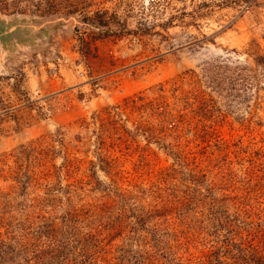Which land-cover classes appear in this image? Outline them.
I'll return each instance as SVG.
<instances>
[{
  "label": "rangeland",
  "instance_id": "1",
  "mask_svg": "<svg viewBox=\"0 0 264 264\" xmlns=\"http://www.w3.org/2000/svg\"><path fill=\"white\" fill-rule=\"evenodd\" d=\"M223 1L0 0V240L68 217L98 264H264V0Z\"/></svg>",
  "mask_w": 264,
  "mask_h": 264
},
{
  "label": "trees",
  "instance_id": "2",
  "mask_svg": "<svg viewBox=\"0 0 264 264\" xmlns=\"http://www.w3.org/2000/svg\"><path fill=\"white\" fill-rule=\"evenodd\" d=\"M234 2L250 4L253 0H234ZM229 3L230 0L225 2L223 1L221 4ZM84 20L90 25L93 24L99 27H105L109 24L108 19H104L103 16H97V19L94 20ZM108 32L109 31L107 29L102 31V34L106 35ZM262 40L264 42V36L262 37ZM30 42L31 41L29 40L27 43L29 44ZM79 42V53L87 54L90 51V44L83 39H80ZM15 43L18 45H25V42L18 38L15 39ZM254 61L258 64L260 62H264V59L256 57ZM133 102L134 101H130L131 104H133ZM145 106L149 107V111L154 110V113L157 116H168V113L163 111V107H166V105H163L160 102L150 100L145 103ZM112 115L114 117L118 116L115 111H112ZM167 124L169 129L176 130L173 122ZM101 129L102 131L95 135L97 146L102 145V141L104 139L103 134L106 132L102 127ZM154 143L158 145L157 142ZM95 160L97 163H101L102 165L106 164V162L97 155ZM89 165L90 168L94 169V163L89 162ZM95 168L105 173L104 167L97 164ZM90 178L94 184H99V181L95 177V172L92 171ZM68 220V217H61L60 226L58 228L46 224L38 226L36 228L37 230L34 232L35 243L27 241L11 243L0 240V264H98L95 257L97 252H94V249L99 246L98 242L90 234L77 232L72 226V220ZM141 220L142 219L137 218L135 223H140ZM131 229L134 230V227H131ZM40 238H44V241H41ZM136 264H142V262H137Z\"/></svg>",
  "mask_w": 264,
  "mask_h": 264
}]
</instances>
